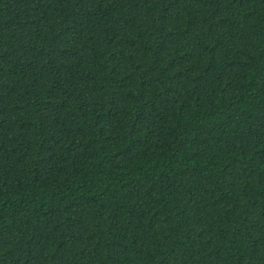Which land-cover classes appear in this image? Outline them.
<instances>
[{"label": "trees", "instance_id": "1", "mask_svg": "<svg viewBox=\"0 0 264 264\" xmlns=\"http://www.w3.org/2000/svg\"><path fill=\"white\" fill-rule=\"evenodd\" d=\"M0 264H264V0H0Z\"/></svg>", "mask_w": 264, "mask_h": 264}]
</instances>
